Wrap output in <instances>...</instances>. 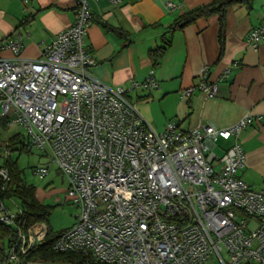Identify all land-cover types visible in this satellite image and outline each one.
<instances>
[{
	"label": "built area",
	"instance_id": "obj_1",
	"mask_svg": "<svg viewBox=\"0 0 264 264\" xmlns=\"http://www.w3.org/2000/svg\"><path fill=\"white\" fill-rule=\"evenodd\" d=\"M92 1L99 0H77L71 26L42 57L21 56L20 33L6 44L13 56L0 57L1 115L25 131L27 148L49 155L68 179V200L80 210L52 249L83 252L86 264H206L212 255L222 264H264V188L240 176L246 163L240 134L258 118L246 114L229 127L189 129L170 120L155 130L128 98L133 90L161 87L153 70L126 87L90 72L96 64L86 41ZM247 41L255 49L264 41V20ZM231 67L214 79L207 66L182 94L215 97ZM220 140L232 141L222 153L216 151ZM3 155H10L8 145ZM35 172L45 177L49 168ZM9 178L0 166V192ZM16 217L0 199V221L11 225ZM46 231L44 223L20 231L10 260L19 263Z\"/></svg>",
	"mask_w": 264,
	"mask_h": 264
},
{
	"label": "crops",
	"instance_id": "obj_2",
	"mask_svg": "<svg viewBox=\"0 0 264 264\" xmlns=\"http://www.w3.org/2000/svg\"><path fill=\"white\" fill-rule=\"evenodd\" d=\"M211 1H92L86 41L96 64L90 72L105 84L126 87L131 80H145L153 70L161 87L144 92L133 90L128 98L136 102L155 130H161L170 120L189 129L201 123L229 127L246 114L258 118L240 134L246 153L240 176L251 187L264 188V41L256 49L247 41L252 28L264 20V0L234 3L226 8L223 49L218 12L200 16L183 27L176 25L182 15ZM169 2L176 7H170ZM76 8L77 0H0V57L13 56L6 44L16 33L24 37L21 56L42 57L52 39L71 26ZM163 47L164 53L155 63L152 52ZM207 66L214 79L232 66L229 76L219 82L218 94L209 97L195 91L184 96L183 90L195 84ZM16 133L25 135L21 127L8 123L2 136L5 140L1 143L0 163L5 159L6 145L10 155L14 153L5 137ZM222 141L218 153L232 143ZM51 194L37 188L42 202ZM5 200L14 212L22 211L16 198ZM75 221L76 217L73 224Z\"/></svg>",
	"mask_w": 264,
	"mask_h": 264
},
{
	"label": "trees",
	"instance_id": "obj_3",
	"mask_svg": "<svg viewBox=\"0 0 264 264\" xmlns=\"http://www.w3.org/2000/svg\"><path fill=\"white\" fill-rule=\"evenodd\" d=\"M249 0H213L208 4L199 6L184 15L178 20L176 25L183 27L185 24L195 20L200 16H209L213 13H219L222 20L221 44L224 46V13L226 8L234 3H243ZM163 48L152 52L154 62L157 63L164 53ZM12 116H2L0 109V149L3 140V133L6 131ZM12 147V152L18 151L22 154L24 151H30L27 148V138L25 135L16 133L5 137ZM0 166L7 169L9 180L6 181L4 188L0 192V199L16 198L22 204V211L17 213L14 224L7 225L0 221V264H28V263H46V264H86V254L83 252L65 251L59 252L52 249L55 239L66 229L54 231L48 224L52 206L40 201L37 197V187L26 183L22 178V170L18 164V158L9 155L0 163ZM3 181H0V187ZM44 223L47 226L46 234L42 241L31 247L26 253L20 254V262H12L9 258V249L17 243L20 231L27 233L35 224Z\"/></svg>",
	"mask_w": 264,
	"mask_h": 264
},
{
	"label": "rangeland",
	"instance_id": "obj_4",
	"mask_svg": "<svg viewBox=\"0 0 264 264\" xmlns=\"http://www.w3.org/2000/svg\"><path fill=\"white\" fill-rule=\"evenodd\" d=\"M222 143V140L218 142L219 146L216 148L217 151L220 149ZM29 150L30 151H24L20 155L18 151H14L12 155L14 158H18L23 180L28 184L35 185L43 192L52 193L49 197L44 198V203L52 206L48 224L54 231H60L71 227L80 210L71 201L67 200L68 179L61 173L57 166L51 162L49 155L45 154L41 157V152L36 148ZM38 167H48L50 170L49 174L45 177L39 176L35 172ZM58 196L60 199L56 200ZM57 264L67 263L61 262ZM206 264L222 263L216 256L212 255L209 257Z\"/></svg>",
	"mask_w": 264,
	"mask_h": 264
}]
</instances>
